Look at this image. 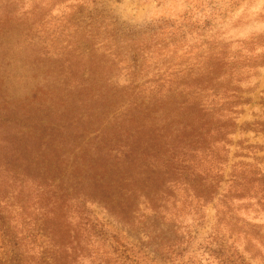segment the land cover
Here are the masks:
<instances>
[{
	"label": "rangeland",
	"instance_id": "rangeland-1",
	"mask_svg": "<svg viewBox=\"0 0 264 264\" xmlns=\"http://www.w3.org/2000/svg\"><path fill=\"white\" fill-rule=\"evenodd\" d=\"M0 66L10 97L37 91L44 112L53 78L74 76L105 79L120 104L128 93H175L218 119L211 153L196 156L215 195L170 185L164 206L141 203L131 224L86 200L89 222L68 218L81 240L77 264H264V0H0ZM222 114L231 126L221 127ZM23 184L2 205L19 235L40 233L23 240L27 264H46L47 207L37 184Z\"/></svg>",
	"mask_w": 264,
	"mask_h": 264
},
{
	"label": "trees",
	"instance_id": "trees-1",
	"mask_svg": "<svg viewBox=\"0 0 264 264\" xmlns=\"http://www.w3.org/2000/svg\"><path fill=\"white\" fill-rule=\"evenodd\" d=\"M9 81L0 71V264H27L23 240L40 234L19 235L2 205L24 182L37 184L47 207L43 225L52 253L46 264H77L81 240L68 218L75 212L89 222L86 200L131 224L141 203L163 207L170 185L188 183L200 200L215 195L217 180L197 173L196 156L211 153L207 137L218 119L196 102L188 106L175 93L158 91L147 100L128 93L120 104V92L105 79L55 77L43 92L51 102L44 112L37 91L25 102L12 99ZM222 116L221 127L231 126L233 117Z\"/></svg>",
	"mask_w": 264,
	"mask_h": 264
}]
</instances>
